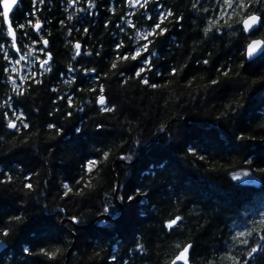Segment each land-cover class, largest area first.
Wrapping results in <instances>:
<instances>
[{"label":"trees","instance_id":"16d2710c","mask_svg":"<svg viewBox=\"0 0 264 264\" xmlns=\"http://www.w3.org/2000/svg\"><path fill=\"white\" fill-rule=\"evenodd\" d=\"M221 7V0H152L144 8L127 0H45L34 8L32 0H19L10 15L14 28L25 25L16 32L19 52L6 25L0 36V180L12 178L0 183V230L8 233H0L7 242L0 264H171L186 244L192 245L190 264H233V258L264 264V51L245 57L246 44L264 38V27L243 32L237 8L219 21V31L205 35ZM251 9L264 15V3ZM169 10L182 20L165 22L169 31L155 39L153 70L145 73L159 87L134 77L139 60L113 70L115 44L122 40L121 51H133L135 32L147 31ZM37 19L49 41L43 52L40 35L27 24ZM76 42L91 55L73 60ZM30 48L35 56L22 61L21 73L4 59L5 51L13 60ZM48 53L45 72L40 61ZM173 68L178 71L170 75ZM34 72L40 84L22 83ZM100 84L115 111L102 112L96 103ZM5 112L12 119V112L23 114L29 127L7 128ZM93 159L99 164L89 175L84 166ZM81 177L88 187L77 183ZM66 183L73 188L67 196ZM116 188L123 214L88 224L101 213L119 215ZM176 216L182 219L169 230L165 225ZM41 248L61 252L50 260Z\"/></svg>","mask_w":264,"mask_h":264},{"label":"snow or ice","instance_id":"6c2138e0","mask_svg":"<svg viewBox=\"0 0 264 264\" xmlns=\"http://www.w3.org/2000/svg\"><path fill=\"white\" fill-rule=\"evenodd\" d=\"M45 2V0H32V5L34 8H36L37 4H43ZM70 2H75V0H70ZM152 2V0H127V3L130 7L135 8L137 6L139 7H146L148 6L150 3ZM197 2H199V0H197ZM19 3V0H0V17H2V20H0V36H2L4 34V25H7V36L12 38V44L11 47L13 49H16L17 52H19V49L17 48V37H16V32L18 29H23L25 28L24 24H20L17 25V27H13L12 22L10 21V13L13 12L14 10V6H17ZM91 3V0H90ZM222 3V7L220 9V15L214 19H210L208 22V27L205 28V35H207L208 32H211L213 30V28H215L216 31L220 30L219 27V21L223 20L225 17L230 16V12L229 10H232V12H235V10L237 8H239L241 10V13L243 14V19L239 22L242 25V30L245 33H250V32H254L255 30H258L259 27H264V15H257L255 14L252 9H251V5L253 3H264V0H221ZM193 7H195V5H193ZM38 10V9H37ZM205 11H207V9H205ZM31 15H35V12L31 13ZM170 17H173L175 19V21L177 23H180V21L182 20V17H175L174 13L169 10L167 12H163L161 11L158 16L155 18V22L149 27V29L145 32H135L134 38H133V51L130 52H122L121 50L125 48V44L124 42L121 40L120 43H116L114 46V53H115V57L111 63V68L113 70H119V66L122 62L125 61H140V63L142 64L141 67H139L138 69H136L135 73H134V77L137 79H140V82L143 84L148 85L149 87L152 88H157L159 87V85L154 84V83H150L149 81V77L147 75H145L146 72H151L152 69V59L151 57L155 56L156 53L151 51V46L154 45L155 43V39L158 38L159 36H163L165 35L169 29L167 26H165V22L167 21L168 23H171L172 20L169 19ZM149 20H153L154 18L149 15L147 17ZM121 19H123V17H121ZM28 25H30L33 30H35L38 34L39 32L42 30V23L39 19H37L35 21V23H33L31 20H29L27 22ZM127 24L130 28H135V24L129 20L127 21ZM229 27H231V25H229ZM120 31L123 32L124 28L121 27ZM85 32H87V29H85ZM25 35H27V33H25ZM150 37L152 39H150ZM141 41H144L143 43H141ZM44 45L43 49H40L41 52L44 51V49H46L49 45V41L43 37H41V41ZM37 41L33 40V44H36ZM74 47V55L72 57L73 60L76 59L77 56L81 55V54H87V55H91V53H82V46L79 42L75 43L73 45ZM264 49V39H259V40H253L251 41V43H249L246 47V56L250 57L252 56L255 52H257L258 50ZM4 50V45L0 44V51ZM32 49L29 50V55H31ZM148 53L149 55L145 57V54ZM47 58L43 59L40 61V66L41 68H44L45 72L50 71L51 69L48 67V65L50 64V61L52 60L51 54L48 53L46 54ZM96 55H99V52L96 53ZM141 57H145L144 59H140ZM4 59L8 60L9 63H13V64H19L20 61H23L26 59L25 55H20L19 60L13 61L8 53L5 51L4 54ZM204 64L208 63V60H204L203 61ZM74 69H72L71 67L69 68V71H73ZM4 71L7 73L9 72V69L6 67L4 69ZM12 71H17L16 68H13ZM90 71L92 73H95V69H91V70H87ZM177 69L173 68L170 72V75H175L177 73ZM218 71H221L220 69H218ZM43 74V73H41ZM119 75L124 76L123 72H119ZM156 75H160V73H156ZM222 75L224 76H228L229 75V70L224 69L222 71ZM37 74L34 72L32 73L31 77H23L22 78V83L23 80H27V79H32L34 80V82L36 84H40L42 81H40L39 79L36 78ZM9 80H12L13 82V90L17 91V94L19 95H23V91H18V89L20 88V86L16 85L15 81L13 80L12 76L10 75ZM132 77H128L126 78L123 83H127L128 79H131ZM219 81L218 80H212L211 84L215 85L217 84ZM53 91H55V89H53ZM90 91L95 92L96 89H90ZM61 99H63V97H61ZM68 100V104L69 107H73V98L72 96H68L67 97ZM96 103L100 106V110L102 112L108 113V112H113L115 111L114 106H110L108 103V99L105 95V88L102 84L99 85V95L96 97ZM81 111H83V109H80ZM12 117H15V119H12L9 116L8 112H5L3 114V118L7 121V128L9 129H15L16 131H19L21 126L25 129H27L29 127L28 123H26L24 121L23 118V114L17 115L15 112H12ZM68 116H71L72 113L68 112L67 113ZM17 121H19V123H17ZM48 127L50 129H55L56 132L59 134L60 133V129L57 128L56 125L54 124H49ZM97 127H101L100 125H97ZM77 132L80 131L79 128L76 129ZM104 159L106 160L109 156V153L105 152L103 154ZM121 159H125V157H121ZM98 164L99 161L93 159V160H89L85 167V171L87 174L91 175L94 171L97 170L98 168ZM244 175H247V173H244ZM12 178L10 176H8L6 179L0 180V183H8ZM26 179H31L30 177H26ZM233 179H239V176H233ZM78 184H83V187H88L89 186V182H84L83 177H81L80 180L77 181ZM25 187L29 190H31L33 188V185L31 183H27L25 185ZM63 187L66 189L64 195L67 196L69 192L73 191V188L69 185V184H64ZM134 197L129 196L128 200L131 201L133 200ZM107 211V209H106ZM15 220L19 221L22 219V217L17 216L14 218ZM181 217L180 216H176L175 218H172L171 220H169L167 222V224L165 225V227H167L169 230L173 229L175 226H178V223L181 221ZM264 226V225H262ZM0 233H2L3 235H8V233L6 231L0 230ZM239 236H244L246 235L245 233H239ZM247 235H251V233H247ZM242 243H247V240H243ZM179 247V246H178ZM192 248L191 244H186L184 245L180 251L178 252V254L175 255L174 259L171 261V264H190V250ZM142 250V249H141ZM29 249L25 248V252L29 253ZM253 252L256 251L255 248L252 249ZM61 252V249L57 248L55 251H51L45 248H41L40 249V254L47 256L50 260H54L56 258V256ZM233 264H237V262L235 261V258H233Z\"/></svg>","mask_w":264,"mask_h":264},{"label":"water","instance_id":"95a60500","mask_svg":"<svg viewBox=\"0 0 264 264\" xmlns=\"http://www.w3.org/2000/svg\"><path fill=\"white\" fill-rule=\"evenodd\" d=\"M15 7L16 6H14V9H15ZM255 14H257V15H259L257 12H254ZM10 15H11V13H10ZM6 27H7V25H6ZM251 33V32H250ZM247 34H249V33H247ZM10 39H11V41H12V38L11 37H9ZM259 39H264L263 37H260V36H254V37H252L250 40H249V42L246 44V46H245V53H246V47H247V45L249 44V43H251V41H253V40H259ZM77 43V42H76ZM18 48V47H17ZM15 51H17L16 49H15ZM264 51V49H261V50H258L257 52H255L252 56H250V57H248V56H246V54H245V57H246V60H252V59H254V58H256L257 56H259L262 52ZM145 150H146V148L145 149H143V151L138 155V157L139 156H141L144 152H145ZM116 186H117V183H116ZM115 195H116V201L118 202V204L120 205V207H121V211H120V213H119V215L117 216V217H114V218H112L111 216H110V214H108V213H101L100 215H98L97 217H95L90 223H88V224H92L93 222H95L99 217H105V218H108V219H112V220H116L117 218H119L122 214H123V212H124V206H123V203H122V201L118 198V196H117V188L115 189ZM73 222L75 223V221L73 220ZM87 224V225H88ZM7 247V242L4 240V239H2V238H0V252L1 251H3L5 248ZM70 251H71V247L68 249V251H67V253H66V258H68V256H69V253H70Z\"/></svg>","mask_w":264,"mask_h":264},{"label":"rangeland","instance_id":"374dc122","mask_svg":"<svg viewBox=\"0 0 264 264\" xmlns=\"http://www.w3.org/2000/svg\"><path fill=\"white\" fill-rule=\"evenodd\" d=\"M39 35H40V37H41V32H39ZM30 49H32V51L34 50V48H30ZM23 55L26 56V59H25L26 61H28V59H29L30 57L35 56V55H33V54L29 55V50H28L25 54H23ZM19 57H20V56L14 58L13 61L19 60ZM30 61H32V60H30ZM12 65H15V66H18V67L21 65V67H20V73H21V69H22L23 67L26 68V66L22 63V61H20L19 64H13V63H12ZM17 71L19 72V69H17ZM25 72H26V69H25L22 73H25ZM240 178H241V180H243V181H251V180H252L251 178H246V176H243V177H240Z\"/></svg>","mask_w":264,"mask_h":264},{"label":"flooded vegetation","instance_id":"af4514ba","mask_svg":"<svg viewBox=\"0 0 264 264\" xmlns=\"http://www.w3.org/2000/svg\"><path fill=\"white\" fill-rule=\"evenodd\" d=\"M259 14V13H258ZM260 15V14H259Z\"/></svg>","mask_w":264,"mask_h":264}]
</instances>
